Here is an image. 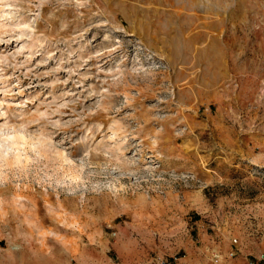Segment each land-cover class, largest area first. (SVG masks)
<instances>
[{
  "label": "rangeland",
  "instance_id": "obj_1",
  "mask_svg": "<svg viewBox=\"0 0 264 264\" xmlns=\"http://www.w3.org/2000/svg\"><path fill=\"white\" fill-rule=\"evenodd\" d=\"M0 264H264V0H0Z\"/></svg>",
  "mask_w": 264,
  "mask_h": 264
}]
</instances>
